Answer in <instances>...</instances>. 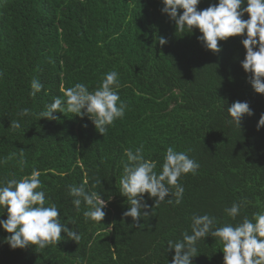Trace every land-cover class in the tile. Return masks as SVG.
Listing matches in <instances>:
<instances>
[{"label": "trees", "instance_id": "trees-1", "mask_svg": "<svg viewBox=\"0 0 264 264\" xmlns=\"http://www.w3.org/2000/svg\"><path fill=\"white\" fill-rule=\"evenodd\" d=\"M215 3L201 0L197 7ZM162 7L161 0H0V160L6 161L0 181L40 170L61 222L82 237L76 243L62 231L65 238L43 250L12 249L5 241L10 233L0 227V264H171L168 241L190 234L193 214L214 215L219 227L264 212V126L256 127L264 94L254 91L240 64L245 35L218 41L221 51L214 53L198 41V29L176 31ZM157 37L167 43L161 46ZM111 70L119 73L125 114L106 134L87 117L35 115L63 96L62 89L85 83L91 91ZM34 78L44 88L31 97ZM235 101H247L253 113L243 115L240 130L226 123ZM24 108L33 115L18 116ZM13 120L20 129L11 127ZM141 145L145 157L157 161L156 171L169 146L200 167L180 178L185 191L179 204L169 193L165 199L173 203L157 207L145 193L148 208L141 211L150 215L137 225L123 216L129 205L119 178L124 150ZM85 180L87 190L107 202L101 223L85 222V205L77 211L68 195V185ZM96 180L101 184L93 187ZM233 202L245 205L235 221L223 211ZM220 247L206 236L192 264H223Z\"/></svg>", "mask_w": 264, "mask_h": 264}, {"label": "clouds", "instance_id": "clouds-1", "mask_svg": "<svg viewBox=\"0 0 264 264\" xmlns=\"http://www.w3.org/2000/svg\"><path fill=\"white\" fill-rule=\"evenodd\" d=\"M200 2L201 0H161L163 7L160 11L174 21L178 32L191 33L194 28L198 29L201 33L197 37L198 41L202 42L205 49L214 53L221 51L218 41L244 34L241 44L246 51L240 64L245 73L251 74L249 82L254 91L264 94V0H217V3L209 4L205 9H198ZM178 10L182 11L178 14ZM245 13L248 14L247 19L242 18ZM157 40L161 46L167 43L164 37H157ZM30 88L29 95L35 97L44 86L34 78ZM119 88V73L111 70L104 74L91 91L85 83H76L62 89L63 96L55 97L45 106L44 111L35 115L50 120L59 119L54 113L87 117L95 129L104 135L108 127L125 114V104L120 99ZM227 114L226 123L240 130L243 115L250 116L253 113L247 101H235L227 108ZM17 115L25 117L33 113L24 108ZM261 126H264V114H261L256 125L258 130ZM11 127L20 129L19 120L11 121ZM20 155L23 156L22 151ZM124 156L126 160L121 161L119 192L127 198L129 207L123 212V216L131 217L137 225L141 216L150 215L147 211H141L148 208L144 203L145 193L149 198L155 197L154 205L157 207L162 202L173 203L171 198L165 199L169 193L175 197V203L179 204L185 191L179 182L180 178L189 173L196 175L200 167L186 151H176L172 146L167 147L163 154L160 171H156L157 161L145 157L143 145L135 150L125 149ZM5 162L0 160V164ZM20 165L22 169V159ZM40 176V170L34 168L29 175L20 179L0 181V213L6 212L7 217L0 219V227L10 233L5 241L12 249L32 245L37 250H43L64 239L62 231L76 243L82 239L78 231L61 222L60 209L47 198ZM87 183L85 180L79 186L68 185V195L74 197L72 204L77 211L82 203L85 205V222L90 220L101 223L107 202L97 191H88ZM99 184L101 180H96L93 187ZM173 188L174 192L171 191ZM244 206L242 202H233L223 211L235 221ZM216 225L217 217L214 215L193 214L190 234L185 230L181 232L182 239L168 241L166 251L174 250L171 264H192V258L198 254V242L204 241L209 235L221 246L218 249L223 252V264H264V212L253 213L251 218L243 216L236 224Z\"/></svg>", "mask_w": 264, "mask_h": 264}]
</instances>
